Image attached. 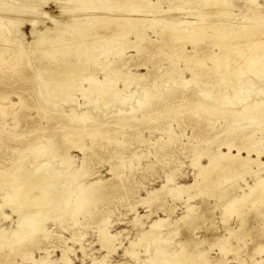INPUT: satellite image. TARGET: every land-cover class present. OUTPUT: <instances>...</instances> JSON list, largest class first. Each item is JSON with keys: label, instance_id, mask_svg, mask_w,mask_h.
Returning <instances> with one entry per match:
<instances>
[{"label": "rangeland", "instance_id": "374dc122", "mask_svg": "<svg viewBox=\"0 0 264 264\" xmlns=\"http://www.w3.org/2000/svg\"><path fill=\"white\" fill-rule=\"evenodd\" d=\"M152 1L156 2L157 0H152ZM174 1L176 0H160V6L162 8L168 9L169 6L170 7L172 6L175 9L174 11H171L169 14H166V13L162 14L161 16L162 22L160 21L159 24L155 23L154 25L152 24V26L146 27V32L150 35V38H152V42L147 41L149 43L148 44L145 41L147 43L146 44L144 43V41H139V40L137 41L135 34H134L136 32L135 29L132 30V33H130V35L128 36L132 41L136 40L139 43V45L141 44V46L137 45L135 41V44H131L132 45V47H130L131 49L129 48L126 50L127 51L126 57L127 59L130 60L131 65H132L130 68L131 70L130 73L132 77L134 78L132 81L133 84L131 83L129 86V89L125 92L126 101H124L125 95L122 94L124 96L121 95L122 97L119 96V98L115 100L112 99L113 102L109 100V103L111 102V104H108L107 106H105L106 104H103L104 106L99 105L100 107L98 105L96 107L89 106L90 109L88 108V105L86 106L84 104H81V103H84V97L80 96L81 95L80 93H76L75 95V96L80 97V98L76 97L77 102L76 101L75 102H68V101L64 102L62 100L64 102L63 103L62 101H60V99H56L53 97L50 98V96L46 93L43 82H41L42 79H41V76L39 77L40 74H37L39 71L34 62V57L31 54L30 49L27 47L28 46L27 43L33 40V37L31 34V29H32L31 24H29V22H25L26 25L24 24V27H22L21 30L17 32V27H16L17 24L13 26V24L8 25L9 22H7V25L10 31L12 32L10 35V38L13 40L15 37L16 39L17 38L21 39V42L20 40H16V43L15 41H10L9 45H11L10 46L11 50L16 51L17 49L20 48V46H22L23 48L21 47L20 49H23V51L21 52L19 50V53L21 52L22 54V55L18 54L21 56L20 57V56H15L14 52L10 50L11 53H8V55L10 56L7 55L4 57V59L2 60L0 59V95L5 96L9 94V96L11 97V100L18 103L16 104L15 107H11V110L9 109L10 110L9 113L13 114V117L11 116V114L10 115L1 114L2 117L0 115V171H1L0 174L2 173L3 170L10 168L11 163H13L15 160L16 161L22 160L24 158L32 159L34 157L37 158L36 154H38L39 159H42L41 156L43 157V159L48 158L49 156H46L47 154H49L51 158L53 156V154L50 152L51 149L45 150L44 155L40 154L43 152L36 153L28 149V147L31 144L36 143L37 140L39 142V138H42L41 136L43 135L45 136L51 135L52 139L54 138L55 142L59 143L58 144L59 146L57 145V147L58 148L60 147V149H61V146L63 147L66 146V144L62 141V139L64 138V135L65 136L74 135V138L80 137V139H77L79 140L78 142L79 144L77 143L78 145L76 144V146H72L71 148H69V150H67L68 152L67 154L68 155L70 154V156L73 158L72 161L75 160L73 162V165L76 164L75 166H71V163H70V167L67 166L69 164H66V163L64 164V162H62L63 159L62 157L60 159V156L56 158L52 157L54 159V160L52 159L53 164L55 165L59 164L62 166L61 163H63L62 167L67 169V170H64V174L61 178L62 180L60 179L58 189L57 187L55 189L59 190V192H63L67 194L74 192L70 194L72 195L71 201L68 204L64 202L63 205H65V203L66 205L64 206V209L59 210V213L57 212V210L52 211V208H50V210H48L49 212H46V215H44L46 217V219L44 220L45 226L48 228V230L51 231L50 232L51 235L50 237L45 239L43 238L44 237L43 234L40 233L41 237L39 238L40 240L38 239V246L39 248L49 249V253L52 256V259L55 260L53 264H61V262L58 261V259L62 255V247L66 245L72 248L71 259L73 260V264H92L94 258H100L106 255L107 250L106 248L102 247L101 242H100V236L103 230H107L112 234H116L118 237V240L116 242L117 248L114 251H112V253L108 257L109 264H142V261L144 262L149 256V253L146 252V246L150 245V247L152 248V245H153V238L145 237L143 233L151 229V224L159 217L168 218V221H167L168 224L162 230L165 235H167V233L171 230L177 229L178 231V234L174 235L173 239L170 238L168 241L166 240V245L170 247H175V245L178 244L180 241L186 240V238H189L190 236L193 237L192 231H190L189 226L186 227V224H185V220H186L185 215H186V211L188 210L186 206L187 202L194 205V212L198 214L200 213L207 214L209 217H211L210 219L212 220V223H211V220L209 219L207 221L204 219L200 221V225H202V228L197 229L196 234H195L196 236L204 240V242L201 244V248H205L208 250V255L211 258V263L212 264L225 263L227 260L231 261L235 257L234 251H230L226 254L221 252L220 250L221 246L218 245L220 242L218 241L217 238L226 233L227 224L235 227L239 222L238 220L239 217L234 215L230 217V220H229L230 222L227 223L224 220L225 216L223 215V209L221 210L223 206L217 208L215 206L216 199L211 194L202 193V194H199V196L195 197L194 199L187 201L188 194L189 193L196 194L199 192V190L204 189L207 184V181L204 182V180L201 179V182H200L201 185L199 184L200 187L197 186L189 190V192L184 194V198L183 197L182 198L173 197V195L171 194V188L174 189V188H177L179 185H184V184L185 185H189L191 183L193 184L195 177L198 174V167L196 166V163L194 161L197 158V155L199 153H217L219 150L221 151L223 150L224 152H226L228 150L226 143L230 141H234L236 135L239 134L238 132L246 130L250 134L253 133L254 136L256 137L264 138V110L263 112H261L262 111L261 109L250 107L241 113L239 112V109L241 107L240 104L242 103H239V104L223 103L222 104L219 102L221 101L219 99L223 97L222 95H220L221 93L222 94L226 93L225 95H228V94H231L233 90L225 89V88L220 89L218 87L217 89L216 87L212 88L213 91L212 89L211 91L213 92L214 96L210 95L212 96L210 99L209 96H205V92L203 93V91L202 92L200 91V89L202 88L200 89H197V87L195 88V85L193 83L191 84L186 83V85L184 83L183 85V82H181L182 80L180 81L178 76L175 75L172 77V75H170L171 74L170 70H172L173 66L185 67L187 64H194L195 59L191 57V54L194 55L195 53H197V51L199 53L197 54L198 56H200V54H202L203 51L204 53H206L207 52L206 49L212 44V42H210V40L206 37L205 39L204 38L198 39V41L195 43L193 42L191 43V41L186 42L183 40L181 42L180 40L179 46H177L178 44L175 42L176 46L174 43L173 49L168 50L167 48H163V50H165L163 51L162 48L159 47L161 45L160 42H162L159 31L160 32L165 31L163 30L164 29L163 27H165L166 30L169 29L168 27L165 26L166 24L164 22L166 21L168 22V20L170 21L171 19H174V18L178 20L182 18L180 20L185 19L188 22L189 21L196 22V21L203 20L204 18L203 21L206 20V24H205V27H203V29L205 32H207V34H211L213 30V28L210 26V24L212 23L211 21H219V19H221L222 21L226 23V26H227L226 31H230L231 29L237 30L238 25L252 22L254 18H256V16L258 17L264 16V10H263L264 0H259V3L261 4L263 8H261L260 10H253V12H251L252 9L250 10V8L247 6L246 0H232V6L230 7L231 15L223 16L224 19H222V16L219 17L217 15L208 16V17L204 16L205 14L204 10L206 9V11H208V9L213 8L210 11H214L215 10L214 6L207 7V6H204V4L202 3H197L196 1L187 2L189 4H186V3L181 4L180 3L181 1L179 2V0L176 1L178 3L176 4ZM64 2L65 0L61 3H64ZM59 3L60 2L56 0H50L48 4L45 6V10L47 12L52 13L53 15L59 16L61 15V10H60L61 3L60 4ZM195 3L197 4V6H195L196 5ZM256 11H257V14H256ZM90 12L92 13L94 12V10H91L88 8L85 11V13H88V14H90ZM251 13H253V15ZM170 15H172V17ZM65 16H67V14ZM167 17H168V20H167ZM250 17H254V18H250ZM46 23L47 25L52 26L51 22L47 21ZM191 25L192 24L187 25V26L190 27ZM180 26L178 27L179 30L181 29L184 30L185 27L187 28L186 25H180ZM42 27L43 25H40L39 28H42ZM154 30L158 33L154 32ZM261 30L264 31V27H262ZM23 34L25 35L23 36ZM206 39H208L209 41ZM114 45L115 43L113 44V46ZM135 45L139 47V51L138 49H136V47H134ZM154 46L157 51L155 50ZM176 47H177V50L183 54H181L180 52L177 53ZM182 47L185 50H183ZM159 49H161L163 53ZM170 50H171V53H169ZM152 52H154L153 55H152ZM157 52L158 53L160 52V53L158 54ZM155 53H157V55H155ZM206 54H209V52H207ZM206 54L204 55L207 56ZM113 55L114 54L112 53L110 56H113ZM130 55L132 56V58L130 57ZM204 55H201L200 57H205ZM110 56L102 54V53L98 55L100 60L99 62H97L98 63L96 66L97 70L95 71V73H97L98 76L100 75L99 77L102 76L101 77L102 79H104V74L101 73L102 67L104 66V64L106 65L107 61L109 62V60L111 59ZM172 56L174 57L173 60H172L173 58ZM144 58L145 60H143ZM17 59H20V60L18 61ZM183 59L184 60L186 59V61H183ZM8 60H10V63L15 62L14 65L11 63L13 66H9L11 64H9ZM6 61H7V67L4 66L6 65ZM147 61H149V63ZM208 61L209 60H206V62ZM139 64H142V65H139ZM141 66H144V67H141ZM99 68L101 72L99 71ZM148 68L150 69V71H148ZM159 68H160V72H159ZM253 69L254 68L250 69L249 73H251ZM110 71L112 70H108V72L111 74L112 72ZM34 73L37 74V76H35ZM144 73L147 76L144 75ZM162 73L164 75L167 74L166 77H163V76L161 77V75H163ZM155 74H157V76ZM116 75L114 73L111 74L114 80L115 78L117 79L115 81L118 82V86L123 87L122 86L123 85L122 76L117 75L119 78L121 77L119 79ZM153 75L155 79L153 78ZM184 75L185 77L190 78L191 72L185 71ZM167 76H168V79H167ZM158 77L159 79H156ZM174 79H175V82H174ZM164 80H166V82H164ZM167 80L169 81V83L167 82ZM165 83H168V84H165ZM170 83L172 86H170ZM177 83H179L180 86ZM258 83H256L255 85L253 84L251 85L249 92L252 94V96L250 95V98H248L250 102L254 97H256L258 91H262V89H264L262 83L261 82H258ZM41 84H42V87H41ZM155 85L156 87L157 86L158 87L157 88L154 87ZM188 85H190V87ZM193 87L195 89L196 94L193 91L194 89H192ZM153 88L154 89L156 88L157 90H154ZM186 89L187 90L191 89L192 91L189 90L187 92ZM214 89L217 91H215ZM224 89L226 90L225 92H224ZM145 90L150 91L152 94H154L155 97L151 99L152 103L150 100H147L145 98L144 96L145 95L144 92H146ZM153 91H157L159 95L157 96V93L155 94V92L153 93ZM20 92L21 94L24 93L23 95L26 96L25 97L26 101L25 103H22V104L19 103V96L21 95ZM129 93H131V95H129ZM133 93L135 95H133ZM183 95L186 98L185 97L182 98ZM215 96L216 97L220 96L219 99L217 97L219 101L213 100L214 98H216ZM139 97H141L143 100L140 99ZM49 98L51 102L53 103H49L50 101L47 100ZM176 98L178 99V101ZM116 100L118 102V103L116 102L117 104H115L114 102ZM138 100L139 101L141 100L140 103ZM0 101H1V98H0ZM123 102H126V103H123ZM52 104H54L55 107L56 106L57 107L54 108ZM21 105L24 106L26 109L22 107ZM60 105L61 107L59 108ZM130 105L133 107V109L131 108ZM51 106L53 107V109ZM79 106H82V107H79ZM118 106H120V108L123 110H120ZM38 107L39 108L42 107V109H39ZM73 107L75 108V111L73 110L74 112L72 111V109H74ZM98 107L100 110L98 109ZM148 107L150 108L151 111L149 110ZM209 107L211 109L213 108V110L210 111ZM22 108L25 110H23ZM45 108L48 111H46ZM86 108L88 109L87 111L85 110ZM92 108H95V110L93 111ZM127 108L129 109V111ZM17 109L19 110V112L16 111ZM61 109L63 112L61 111ZM97 109L98 111H101V112L98 113ZM107 109L108 111H106ZM118 109L120 112L122 111L121 115H119L120 112L118 111ZM124 109H126L127 112ZM202 109H204L206 112L204 110L203 112H201ZM114 110H116L117 112ZM195 110H198V116H195V113H194ZM70 112H73L74 116H72L71 114L73 113H70ZM81 112H84V114ZM90 112L93 113L94 115L92 116ZM102 112H104L105 115ZM128 112H130L131 114ZM134 112H136L137 114ZM191 112L193 114H191ZM66 113L70 115L69 117L71 119H69ZM110 113H115V118H113L114 117L113 114H110ZM56 114H59V115H56ZM63 114H66V115H63ZM75 114L79 115V117ZM89 114L91 116H88ZM106 114L108 115V117ZM133 114L134 116L135 115L136 116L132 117ZM83 115H85V118H86V119L84 118L85 121L83 119L84 117ZM86 115L88 117H86ZM100 115L102 117V118L100 117L101 119L98 117ZM110 115L112 117H110ZM6 116H7V119L5 118ZM94 116H96L95 118L97 119H95ZM16 117L19 119V123ZM76 117H78L79 119ZM104 117H107L108 119L111 118L109 119L110 125L104 121L107 119ZM142 117L143 119H140ZM81 118L83 119V121L81 120ZM117 118H119V121L121 120L122 124H119L120 122L118 121ZM125 118L126 119L130 118L131 122L128 119L125 121ZM203 118H205L204 121H203ZM88 119L89 121H87ZM113 119L115 120L117 119L116 121L119 123L114 122L115 120ZM192 119L194 121H192ZM257 119L260 120L261 122L253 121ZM75 120L76 121L78 120V121L76 122ZM79 121H82V122H79ZM74 122L78 124H75ZM101 122H103L104 125ZM6 123L7 125H10V126L5 127L2 125V124L6 125ZM23 123H24V126H22ZM61 123L63 126L59 125ZM13 124L17 125L18 127L14 126ZM105 124H108V125H105ZM1 126L4 128H2ZM89 126H91V128L92 126L93 127L95 126L94 128H92L93 130L99 129L105 135H103L101 131L98 130L100 132L98 136L99 138L95 137V135L94 137H92L94 131L90 130ZM262 127H263V130L260 131L259 128L262 129ZM75 128L78 130L76 131ZM68 129L69 131H66ZM43 130L44 131L46 130V131L44 132ZM81 131L84 135L81 133ZM169 131H171L172 133ZM66 132H67V135L65 134ZM90 132L92 133L90 134ZM105 132L107 133L109 132L112 135L108 133V137H107V133ZM88 133L90 134V137ZM80 135L82 136V138H84L85 143ZM86 136H88L91 141ZM113 136L117 139L115 140ZM162 138H163V141L161 140ZM54 139L48 140L46 142L49 143L50 141V143H52V146H53ZM99 139L100 141L98 142L97 140ZM109 139H110V141H108L109 143L112 141L110 144L107 143L106 141ZM41 140L43 139H40V141ZM80 140L81 142L83 141V143H81ZM88 141H89V144H88ZM92 141L94 142L92 143ZM86 145L89 147V149ZM102 145H103V148H102ZM91 146L94 148H92ZM254 146L260 147L262 146V142L254 144ZM81 147H83V149L85 150L80 149ZM57 149H55V151L54 149H52L53 150L52 152L54 154L56 152L57 154H59ZM21 150H23L24 152ZM96 150H98V152ZM209 150L211 151L209 152ZM45 152H46V155H45ZM82 152L83 153L85 152V153L83 154ZM93 152L96 154H94ZM236 153L237 151L235 149L234 154ZM241 154L245 157L247 156L246 151H242ZM87 155L88 156L92 155V156L88 157ZM119 155L120 156L122 155V156L120 157ZM255 157H256V154H253V158ZM261 158L264 161V154L261 156ZM200 162L204 165L208 164L209 162L208 156L206 155L202 156V158L200 159ZM25 165L26 166L22 168L23 170L21 169L20 171H22L23 175L25 171L26 172L25 177H26V176H29L28 174H32L36 168H34L35 165L34 166L30 164L29 165L25 164ZM117 166H119V168L121 169V172L119 175H114L111 169L112 167H117ZM4 167L6 168L4 169ZM75 169L77 170L75 171ZM241 172L244 173L243 176H239L238 178H236L235 179L236 181H229L227 183H224L223 187L229 188V186H231L232 184H239L243 188H248L247 183L253 184L255 180L257 179L258 175L264 174V165L262 166L257 163H253L251 164L249 168L243 169L241 170ZM101 180L103 181L106 180L107 185L105 184L106 182H103V183H99L97 187L96 186L93 187L92 192L94 193L87 194L86 201L83 202L82 205H80L79 199H76L75 194L78 193L79 188H81V185L87 186L88 184L91 185L93 182L95 183L96 181H101ZM5 190L13 191V187L10 185H7L5 186V188L0 189V196H2ZM148 199H152L153 200L152 203L150 204L146 203V200ZM0 200H1L0 202L3 203L2 198ZM73 201L75 202L74 204H73ZM6 204H8V202H6ZM13 206H14L13 203H10L9 206L6 205L3 208L4 211L12 213L13 215L12 219H5L4 217L0 216L1 217L0 224L3 225V227H6L8 229H11L12 226L15 224V222H17L18 218L16 219V216L18 217L23 211V209H20L19 212L17 211L16 213H13L12 211ZM246 207L248 208V209L246 208L247 210L246 212L249 213L248 215H246L249 218L247 222L248 225L250 227H259V225L262 222L260 218H256L257 215L255 218H252V216L255 215V213H257V209L252 206H249V207L246 206ZM260 207L262 208V206ZM183 216L184 218H182ZM213 223L215 224L213 225ZM211 224L215 227H213ZM41 239H43L42 240L43 243L41 242ZM27 242H28V238H26V240H23L22 243H16V245L14 246L9 244L8 242H7L8 245L4 243L6 245L3 244L0 246V257L7 256L9 254L11 256L10 258L13 259L14 262L16 263L22 262L24 264H33L32 262L25 261L23 259V255L28 254L27 252L29 250H33L35 257L37 258H39L41 255H45L44 253H41V250L36 249V246L31 247L30 249H27V247L24 246L25 243ZM131 242H136L134 249L137 255H130L125 252L126 247H130ZM214 243H217V244L215 245ZM255 245H256L255 242H253V240L250 239L248 240V246L244 247L243 254L245 256H248L249 260H250L251 255L254 253V250L256 248ZM17 246L21 248L22 251L20 249L16 250ZM82 246H84L83 247L84 249H82ZM177 247L179 248V246ZM229 264H236V262L231 261L229 262Z\"/></svg>", "mask_w": 264, "mask_h": 264}, {"label": "bare ground", "instance_id": "6f19581e", "mask_svg": "<svg viewBox=\"0 0 264 264\" xmlns=\"http://www.w3.org/2000/svg\"><path fill=\"white\" fill-rule=\"evenodd\" d=\"M49 1L50 0H0V59L1 60L4 59V57L7 56L8 53H11L10 52V50H11L10 46L11 45H9L10 41H15V43H16V40H20V42H21V39H18V38L16 39V37L14 38V40L10 38V35L12 32L10 31L8 25L13 24V26H15V24H17L16 25L17 32H19L21 30V28L24 27L25 22H29V24H31V26H32L31 34H32L33 40L30 41L29 43H27V45H28L27 47L30 49L31 54L34 57V62H35L37 69L39 71L37 74H40L39 77L41 76V79H42L41 82H43L46 93L50 96V98L53 97L56 99H60V101L63 100L64 102H66V101H68V102H75L76 101L77 102L76 97H78V96H75V95H76V93H80L81 94L80 96L84 97V103H81V104H84L86 106L88 105L89 109H90L89 106L96 107L97 105L99 106V105H103V104H106L105 106H107L108 104H111V102H113L112 99L115 100V99L119 98V96H121L122 94L125 95V92L129 89V86L134 79L130 73L131 72L130 68L132 65H131L130 60L127 59V57H126V54H127L126 50L129 49L130 47H132L131 44H135L136 40L137 41L138 40L144 41V43H146L147 41L152 42V38H150V35L146 32V27L152 26V24L154 25L155 23L159 24V22L161 21L162 14H165V13L169 14L171 11H174V9H175L172 6L171 7L169 6L168 9L162 8L160 6V0H157L156 2H153L152 0H65L64 3H61L64 0H56V1L61 3V4L59 3L61 15L58 16V15H53L52 13L47 12L45 10V6L48 4ZM176 1H174V2L176 4H178ZM189 1L190 2L196 1L197 3H202V4H204V6H207V7L214 6L215 7L214 11H210L213 8H210V9L207 8L208 11H206V9L204 10L205 11V14H204L205 17L217 15L219 17L222 16V19H224L223 16L231 15L230 7L232 6V0H179V2L181 4H183V3L189 4V3H187ZM246 2H247V6L250 8V10L252 9L251 12H253V10H260L261 8H263L261 6V4L259 3V0H246ZM171 5H173V4H171ZM195 6H197V4ZM88 8L91 10H94V12H92V13L90 12V14L85 13V11ZM259 13H260V11H259ZM66 14H67V16H65ZM251 14L253 15V13H251ZM256 14H257V11H256ZM170 16L172 17V15H170ZM250 18H254V17H250ZM180 19H182V18H180ZM180 19L178 20V19L174 18V19H171L169 21L168 17H167L168 22L167 21L164 22L166 24V25L165 24L164 25L166 27H168L169 29L166 30L165 27H163L164 28L163 30H165V31H161V32L159 31V34L161 36L160 38L162 40V42H160L161 45L159 47H161L162 50H163V48H167L168 50L173 49V45L175 42L178 44L177 46H179L180 40H181V42L183 40L186 42L191 41V43L192 42L195 43L198 41V39H201V38L205 39V37H206L210 40V42H212V44L206 49V51L209 52V54H206L207 52L204 53V51H203V53L201 52L202 54H200V56L204 55V54H206L207 56H205V55H204L205 57L198 56L197 55V54H199L198 51L194 55H192L190 53L191 57L195 59L194 64H187L185 67L173 66L172 70L169 69L171 71L170 75H172V77L175 75L178 76L180 81L182 80L181 82H183V85H184V83H185V85H186V83H188V84L193 83L195 85V88L196 87H197V89L202 88V89H200V91L201 92L203 91V93L205 92V96H209L210 99L212 97L210 95L214 96V94L212 92L213 91L212 88L216 87V89H217V87H218L220 89L225 88V89L233 90L232 93L233 92L234 93L233 94L231 93L228 95H225L226 93L222 94L220 92L221 93L220 95H222L223 97L221 96L222 98H220V99H219L220 96H217V97L221 101H219L216 96H215L216 98H214L213 100L219 101L222 104L223 103H225V104L226 103H231V104L242 103V104H240L241 107L239 109V112H241V113L250 107L261 109L262 110L261 112H263V110H264V89H262V91H258V89H257L258 93H257L256 97H254L251 100V102L248 100V98H250V95L252 96V94L249 92L252 84L255 85L256 83L261 82L263 87H264V31L261 30V28L264 27V16H260V17L256 16V18H254V20L252 22H248L245 24L238 25L237 30L231 29L230 31H226V27H227L226 23L224 21H222L221 19H219V21H211L212 23L210 24V26L213 28L211 34H207V32H205L203 29V27H205V24H206V20L203 21L204 18H203V20L196 21V22H194V21L188 22L185 19L184 20H180ZM47 21L51 22L52 26L47 25V23H46ZM7 22H9L8 25H7ZM229 23H231V22H229ZM190 24H192V25L190 27H188L187 25H190ZM40 25H43V27L39 28ZM180 25H186L187 28L185 27L186 29L184 28V30H182V29L179 30L178 27ZM134 29L136 30V32L134 33L136 40L132 41L128 36L130 35V33H132V30H134ZM154 32H156V31L154 30ZM156 33H158V32H156ZM13 34H15V33H13ZM24 35L25 34H23V36ZM157 36H158V34H157ZM208 39H206V40H208ZM137 41H136V44L139 45V43ZM117 42H119V43H117ZM114 43H115V45L113 46ZM158 43H159V41H158ZM176 43H175V46H176ZM157 45H159V44H157ZM139 46H141V44ZM194 46H193V48H194ZM21 47L22 46H20V48ZM134 47H136V49H138V51H139L138 46L135 45ZM20 48L17 49L16 51H13V50H11V51L14 52L15 56H20L18 54H21V52L23 51V49H20ZM143 48H144V46H143ZM154 48H155V46H154ZM19 50L21 51L20 53H19ZM140 50H141V48H140ZM155 50H156V48H155ZM159 50H161V49H159ZM183 50H185V49L183 48ZM163 51H165V50H163ZM163 51H162V53H163ZM176 51H177V53L180 52L177 50V47H176ZM100 53L105 54V55H109V56L112 53L114 54L113 56H110L111 59L109 60V62L107 61L106 65L104 64V66L102 67V70H101L102 72L100 71V68H99V71L104 74V79L101 78L102 76L99 77L100 75L98 76V74L95 73V71L97 70V68H96V66L98 64L97 62H99V60H100L98 57V55ZM153 53L154 52H152V55H153ZM157 53H155V55H157ZM169 53H171V50ZM181 54H183V53H181ZM28 55H29V53H28ZM167 55H169V54H167ZM8 56H10V55H8ZM130 57L132 58L131 55H130ZM142 57H140V58H142ZM172 57H170V58H172ZM191 57H190V59H191ZM150 58H151V56H150ZM20 59H17V60L19 61ZM173 59H174V57L172 58V60ZM10 60H8L9 64L12 63V62L10 63ZM143 60H145V58ZM206 60H209V61L206 62ZM134 61H135V59H134ZM149 61H147V62L149 63ZM183 61H186V59L185 60L183 59ZM23 62H24V60H23ZM14 63H12V64L14 65ZM136 63H137V61H136ZM12 64L9 66H13ZM142 64H139V65H142ZM4 66L7 67V61H6V65H4ZM144 66H141V67H144ZM255 67H256V69H255ZM252 68H254V69L251 71V73H249L250 69H252ZM108 70H112V71H110V72H112L111 74L114 73L115 75L117 74L118 76L119 75L122 76V82H123L122 86L123 87L118 86V82L115 81L117 79L115 78V80H114L112 78L111 74L108 72ZM148 71H150L149 68H148ZM185 71L191 72V77L189 76L190 78L185 77V75H184ZM159 72H160V68H159ZM37 74L34 73L35 76H37ZM144 75H146V74L144 73ZM155 75L157 76V74H155ZM166 75L163 74V75H161V77L162 76L166 77ZM139 78H141V77H139ZM153 78H154V75H153ZM156 79H159V77ZM167 79H168V76H167ZM156 82H154V83H156ZM164 82H166V80H164ZM167 82L169 83L168 80H167ZM174 82H175V79H174ZM87 83H88V85H87ZM168 83H165V84H168ZM177 84H179V83H177ZM258 84H260V83H258ZM170 86H172L171 83H170ZM179 86H180V84H179ZM188 86L190 87V85H188ZM188 86H186V87H188ZM41 87H42V84H41ZM144 87H145V85H144ZM154 87H156V85ZM173 87H174V85H173ZM258 87H260V86H258ZM156 88L155 89L153 88V89L157 90ZM181 88H182V86H181ZM149 89H151V88H149ZM149 89H147V90H149ZM192 89H194V87ZM211 89H212V91H211ZM225 89H224V92L226 91ZM189 90L192 91L191 89H188L187 92ZM254 90H255V88H254ZM193 91L195 93V89ZM215 91H217V90H215ZM154 92H155V94L157 93V91H153V93ZM144 93H145V95L144 94L143 95L145 96V98L147 100L151 101V99L155 97L154 94H152L150 91H146ZM20 94H21V92H20ZM23 94H21L19 96V103H21V104L25 103V101H26V98H25L26 96H24ZM138 94H139V92H138ZM124 95H122V96H124ZM129 95H131V93H129ZM133 95H135V94L133 93ZM158 95L159 94L157 93V96ZM82 97H81V99H82ZM141 97H139V98L142 99ZM184 97L185 96L183 95L182 98H184ZM0 98L2 101V102L0 101V115L1 114L10 115L11 113H9V112L11 110V107H15L16 104H18V103L11 100V97L9 96V94L5 95V96L0 95ZM50 98L47 100L50 101L49 103H53V102H51ZM78 98H80V97H78ZM206 98H208V97H206ZM204 99H205V97H204ZM109 100H111L110 103H109ZM124 101H126V95L124 97ZM140 101H139V103H140ZM177 101H178V99H177ZM114 102H115V104L118 103L117 100ZM123 103H126V102H123ZM151 103H152V101H151ZM201 103H202V101H201ZM54 104H52V105L54 108H56L57 106L55 107L56 104L55 105ZM59 104H60V102H59ZM74 104H76V103H74ZM77 104H79V103H77ZM135 104H136V102H135ZM17 106H19V105H17ZM41 106H43V105H41ZM135 106H137V105H135ZM204 106H205V104H204ZM22 107H24V106H22ZM44 107H46V106H44ZM53 107H52V109H53ZM60 107H61V105L59 106V108ZM79 107H82V106H79ZM99 107H98V109H99ZM118 107L120 108V106H118ZM201 107H203V106H201ZM131 108L133 109L132 106H131ZM134 108H136V107H134ZM25 109H23V110H25ZM39 109H42V107ZM92 109H93V111L95 110V108H92ZM98 109H97V112L98 113L101 112V111H98ZM204 109H202L201 112H203ZM19 110H20V108H19ZM19 110L17 109L16 111L19 112ZM73 110L75 111V108L72 109V111ZM85 110L87 111L88 109L86 108ZM120 110H123V109L120 108ZM124 110H126V109H124ZM149 110H150V108H149ZM198 110L194 111L195 116H198ZM211 110H213V108L212 109L210 108V111ZM46 111H48V110L46 109ZM61 111H62V109H61ZM68 111H70V110H68ZM106 111H108V109ZM114 111H116V110H114ZM118 111H119V109H118ZM128 111H129V109H128ZM132 111H134V110H132ZM73 112H70V113H73ZM84 112H81V113L84 114ZM104 112H102V113H104ZM121 112H120V114L119 113H117V114L121 115ZM126 112H127V110H126ZM139 112H140V110H139ZM155 112H157V111H155ZM29 113H31V112H29ZM98 113H96V114H98ZM105 113H104V115H105ZM128 113H130V112H128ZM134 113H136V112H134ZM66 114H63V115H66ZM90 114H92V116L94 115L91 112H90ZM90 114L88 116H91ZM110 114H113V116H114L113 118H115V113H110ZM191 114H193V113L191 112ZM56 115H59V114H56ZM71 115L74 116V113ZM75 115H77V114H75ZM108 115H109V113H108ZM108 115H107V117H108ZM126 115H128V114H126ZM11 116L13 117V114H11ZM69 116L70 115H68V117ZM77 116L79 117V115H77ZM83 116H84L83 117V119H84L85 115H83ZM88 116L86 115V117H88ZM129 116H131V115H129ZM133 116H134V114L132 115V117ZM141 116H143V115H141ZM1 117H2V115H1ZM29 117H31V116H29ZM78 117H76V118H78ZM95 117L96 116H94V118ZM98 117L100 118L101 115ZM107 117H104V118H107ZM110 117H112V116L110 115ZM144 117H145V115H144ZM3 118H4V116H3ZM5 118L7 119V116ZM69 119H71V118L69 117ZM83 119L81 118L82 121H83ZM85 119H84V121H85ZM95 119H97V118H95ZM109 119H111V118H109ZM109 119L107 118L106 120H108V121H106V120H104V121L110 125ZM117 119L119 121V118H117ZM127 119L131 122L130 118H127ZM127 119L125 118V121ZM140 119H143V117ZM204 119L205 118H203V121H204ZM113 120H115V119H113ZM116 120L114 122H116V123L120 122L119 124H122L121 120L119 122H117ZM133 120H135V119H133ZM138 120H139V118H138ZM82 121H79V122H82ZM87 121H89V119ZM192 121H194V120L192 119ZM253 121H260V120L257 119V120H253ZM103 122H101V123H103ZM18 123H19V119H18ZM75 124H78V123H75ZM93 124H94V122H93ZM108 124H105V125H108ZM2 125L5 127L10 126V125H7V123H6L7 126L4 124H2ZM59 125H62V123ZM103 125H104V123H103ZM14 126H17V125H14ZM22 126H24V123ZM69 126H70V124H69ZM123 126H124V124H123ZM89 127H90V130L94 131L92 137H94V135H95V137H98L100 134L99 131H101V130H99L98 128L97 129L99 131L93 130L92 128H94L95 126L94 127L92 126V128H91V126H89ZM2 128H4V127H2ZM245 128H247V127H245ZM241 129H243V128H241ZM75 130L77 131L78 129L75 128ZM259 130L260 131L263 130V127H262V129L259 128ZM66 131H69V129ZM169 132H171V131H169ZM81 133H82V131H81ZM91 133L92 132H90V134ZM101 133H102V131H101ZM105 133H107V132H105ZM108 133H107V137H108ZM238 133L239 134L236 135L234 141H230V142L226 143L227 149H228L226 152H224L223 150L222 151L219 150L217 153H199L197 155V158L194 160L196 163V166L198 167V174L196 175L193 184L192 183L189 185L184 184V185H179L177 188H174V189L171 188V194L173 195V197H177V198L183 197L184 198V194L189 192V190H191L192 188L197 187V186L200 187L201 179H203L204 182L207 181V184H206L204 189L199 190V192L196 194L189 193L187 201L194 199L195 197L199 196V194H202V193L211 194L216 199L215 206L217 208L223 206L221 208V210L223 209V215L225 216L224 220L227 223L230 222L229 221L230 217H232L234 215L239 217V219H238L239 222L235 227L227 224L226 233L217 238L218 241L220 242V243L218 242L219 243L218 245L221 246V248H220L221 252L226 254L230 251H234L235 257L231 261L236 262V264H264V174L258 175L257 179L255 180V182L253 184H251V183L249 184L246 182L248 188H243L239 184H232L231 186H229V188L223 187L224 183H227L229 181H236L235 180L236 178H238L239 176H243L244 173L241 172V170L249 168L251 166V164L257 163V164L262 165V166L264 165V161L261 158V156L264 154V138L256 137V136H254L253 133L250 134L246 130H243V131L238 132ZM65 134L67 135V132ZM90 134H89V137H90ZM102 134L105 135L104 133H102ZM109 134L112 135L111 133H109ZM43 136H41L42 138L38 137L39 142L36 139L37 142L31 144L28 147V149L32 150L33 152H36V153L43 152V153H40L43 155H44L45 150L51 149L50 152L53 154V156H52L53 158L60 156V159L62 157V159H63L62 162H64V164L65 163L69 164L67 166L70 167V163H71V166L76 165V164L73 165V162L75 160L72 161L73 158L70 156V154L69 155L67 154L68 153L67 150H69V148H71L72 146H76V144L79 142V140H77V139H80V137L74 138V135L73 136H68V135L65 136L64 135V138H63L64 140L62 139V141L66 144V146H64V147L61 146V149H62L61 150L60 147L59 148L57 147V145L59 143L55 142L54 138H53L54 139L53 146H52V143H50V141H49V143L46 142L48 140H53L51 135L50 136L43 135ZM86 137H88V136H86ZM81 138H82V136H81ZM113 138L115 140L117 139L114 136H113ZM40 139H43V140L40 141ZM82 139L84 141V138H82ZM81 140H80V142H81ZM89 140H90V138H89ZM161 140L163 141V138ZM172 140H174V139H172ZM172 140H170V141H172ZM83 141L81 143H83ZM94 141H92V143ZM97 141L99 142L100 139ZM97 141H96V143H97ZM106 141H107V143H109L108 141H110V139L106 140ZM119 141H120V139H119ZM101 142H103V141H101ZM172 142H174V141H172ZM260 142H262V146H260V147L254 146V144H257ZM84 143H85V141H84ZM118 143H120V142H118ZM88 144H89V141H88ZM106 144H105V146H106ZM103 145H102V148H103ZM121 145H122V143H121ZM49 146H50V148H49ZM51 147H53V148H51ZM123 147H125V146H123ZM92 148H94V147H92ZM154 148H155V146H154ZM52 149H54V151H55V149H57L59 154H57V152L54 154L52 152L53 151ZM80 149L85 150V149H83V147H81ZM88 149H89V147H88ZM98 149H99V147H98ZM235 149L237 151L236 154H234ZM21 151H23V150H21ZM96 151L98 152V150H96ZM210 151L211 150H209V152ZM242 151H246V153H247L246 157L241 154ZM204 152H206V151H204ZM86 154H88V153H86ZM94 154H96V153H94ZM253 154H256L255 158H253ZM36 155H37L36 156L37 158H35L33 156L34 157V158H32L33 160L30 158L29 159L24 158L22 160H17V161L15 160L13 163H11L10 168L5 169L6 167H4L5 170H3L2 173L0 174L1 175L0 176V189L5 188V186H7V185H10L13 187V191L5 190V192L2 194V196H0V199L2 198V201H3V203L0 202V216L4 217L5 219H12L13 218L12 213L6 212L3 209L4 206H6V205L9 206L10 203H13V205H14L13 210H12L13 213H16L17 211L19 212L20 209H23L21 214L18 217L16 216V219L18 218L17 222L14 221L15 224L12 226L11 229L3 227V225L0 224V246L3 245L4 243L7 244V242L9 244H11L12 246H14V245H16V243H22L23 240H26V238H28V242L25 243V245L24 244L23 245L25 247H27V249H30L31 247L36 246V249L41 250V253H44L45 255H41L39 258H37V257H35L34 251L29 250L27 252L28 254L23 255V259L25 261L32 262L33 264H53L55 262V260L52 259V256L49 253V249L39 248V246H38V239L41 237V234H43L44 237L43 236L42 237L45 239L50 237V235H51V233H50L51 231L48 230V228L45 226L44 220L46 219V217L44 215H46V212H49L48 210H50V208H52V211L57 210V212L59 213V210L64 209V206L66 205V203L68 204L71 201L72 195H70V194H72L74 192L67 194V193L59 192V190L55 189L56 187L58 189L60 179L62 178V176L64 174V170H67V169L62 167L63 163H61L62 166L59 164H57V165L53 164L52 161L54 159L52 157L50 158L49 154L46 155V152H45V155L49 156V157L45 158V159H43L42 156H41L42 159H39L38 154H36ZM204 155L208 156V161H209L208 164H205V165L200 162V159ZM89 156L91 157L92 155H89ZM59 160H57V161H59ZM25 164H27V165L30 164L33 166L35 165L34 168H36L32 174H28L29 176H26V177H25L26 172L24 171V175H23L22 171H20L24 166H26ZM76 170L77 169H75V171ZM111 171L114 175H119L121 172V169L119 168V166H117V167H112ZM103 182H106V180L105 181H103V180L96 181L95 183L91 182L92 184L91 185L88 184L89 186L88 185L82 186L80 184L81 188H79L78 193L75 194L76 199H79L80 205H82V203L86 201V199H87L86 195L87 194L94 193V192H92L93 187H95V186L97 187L99 183H103ZM105 184L107 185V182ZM237 189H239V190H237ZM152 201H153L152 199H148V200H146V203L150 204V203H152ZM6 202H8V204H6ZM64 202H66L65 205H63ZM74 203L75 202L73 201V204ZM186 206H187L188 210L186 211V215H185V217H186L185 224H186V227L189 226L190 231H192L193 237L190 236L189 238H186V240L180 241L178 243L179 245L176 244L175 247H170V246L166 245V240L168 241L170 238L173 239L174 235L178 234V231H177V229L171 230L167 233V235H165L162 230L165 226H167L168 218L159 217L158 219H156L151 224V229H149L147 232L143 233V235L145 237H152L153 238V245H152V248L150 247V245L146 246V252L149 253V256L147 257V259L144 262L142 261V264H212L211 258L208 255V250L205 248H201V244L204 242V240L195 235L196 230L202 228V225H200V221L202 219H204L206 221L208 219L211 220L210 219L211 217H209L207 214H202V213L198 214V213L194 212V205H192L188 202H187ZM246 206H248V207L252 206V207L257 209V213H255V215H253L252 218H255L256 215H257L256 218H260V220L262 222L259 225V227H250L248 225L247 222H248L249 218L246 215H248L249 213L246 212L247 211ZM260 206H262V208ZM65 209H66V207H65ZM50 214H52V213H50ZM182 218H184V216ZM211 223H212V220H211ZM214 224L215 223H213V225ZM213 227H215V226H213ZM5 239L7 242L5 241ZM250 239H252L253 242H255L256 248H255L254 253L251 255L250 260H249L248 256H245L243 254V251H244V247L248 246V240H250ZM42 240L43 239H41V242L43 243ZM117 240H118V237L116 234H112L107 230H103L101 232L100 242H101L102 247L106 248L107 254L104 255L103 257H100V258H94L92 264H109L108 263V257L110 256L112 251H114L117 248V245H116ZM6 244H4V245H6ZM214 244L216 245L217 243H214ZM135 245H136V242H131L130 247H126L125 252L127 254H130V255H137L136 251L134 249ZM18 246H17L16 250H18V249L21 250V248H19ZM177 246H179V248ZM9 247H11V246H9ZM83 247L84 246H82V249H84ZM4 252H3V254H4ZM71 252H72V248L70 246L66 245V246L62 247V255L58 259V261H60L61 264H73V260L71 259ZM10 257L11 256L9 254L7 256H1L0 257V264H24L22 262L16 263ZM231 261L227 260L225 263H219V264H229V262H231Z\"/></svg>", "mask_w": 264, "mask_h": 264}]
</instances>
